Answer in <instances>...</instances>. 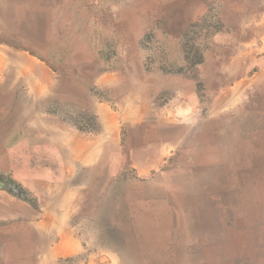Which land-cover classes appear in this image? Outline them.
<instances>
[{
  "label": "rangeland",
  "instance_id": "374dc122",
  "mask_svg": "<svg viewBox=\"0 0 264 264\" xmlns=\"http://www.w3.org/2000/svg\"><path fill=\"white\" fill-rule=\"evenodd\" d=\"M4 110L107 139L41 155L83 189L84 254L55 264H264V0H0ZM11 160L0 264H36L60 236Z\"/></svg>",
  "mask_w": 264,
  "mask_h": 264
},
{
  "label": "crops",
  "instance_id": "0c3cea01",
  "mask_svg": "<svg viewBox=\"0 0 264 264\" xmlns=\"http://www.w3.org/2000/svg\"><path fill=\"white\" fill-rule=\"evenodd\" d=\"M35 6V9L41 7L37 3ZM68 128L52 116L37 114L29 120L25 116L23 120L15 122L10 120L9 111L6 113L5 110L0 111V168H9L12 154L18 155V169L22 171L18 177L22 179L28 191L36 194L46 203V210L34 222L35 227L46 238L50 233L60 236L56 243L44 241L39 248L40 258L36 264H55L62 257H81L84 254L82 241L74 231L70 230V224L78 213L80 198L83 195L80 179L72 176L55 177V174L51 173L52 165L41 155L48 152L59 153V150L63 154H68V145L64 142L59 144L58 141L65 139L67 142V138H71L79 143L77 148L80 150L82 148V151L77 152L88 154L80 158L83 163L91 162L97 160L95 155L107 148V139L96 138L92 145L90 135L80 136ZM52 141L58 144L53 145ZM69 152H74V146L71 145ZM27 173L30 175L28 176ZM1 198L2 195L0 200ZM1 214L3 211H0ZM87 262L86 264H92L90 259ZM95 264L106 263L99 260Z\"/></svg>",
  "mask_w": 264,
  "mask_h": 264
},
{
  "label": "bare ground",
  "instance_id": "6f19581e",
  "mask_svg": "<svg viewBox=\"0 0 264 264\" xmlns=\"http://www.w3.org/2000/svg\"><path fill=\"white\" fill-rule=\"evenodd\" d=\"M190 196H192V195H190ZM191 198V197H190ZM186 202H187V200H186ZM132 211V210H131ZM147 213V211H142V210H139V209H136V210H134V212H133V214H132V222L133 223H136V224H141L142 223V221H143V219H144V217L143 216H145V214ZM195 224V223H194ZM193 224V225H194ZM197 225V224H196Z\"/></svg>",
  "mask_w": 264,
  "mask_h": 264
},
{
  "label": "built area",
  "instance_id": "2783aa9c",
  "mask_svg": "<svg viewBox=\"0 0 264 264\" xmlns=\"http://www.w3.org/2000/svg\"><path fill=\"white\" fill-rule=\"evenodd\" d=\"M1 182L3 185H7V186L10 185L9 179L7 177L2 178Z\"/></svg>",
  "mask_w": 264,
  "mask_h": 264
}]
</instances>
